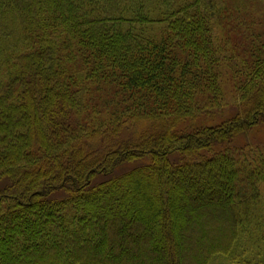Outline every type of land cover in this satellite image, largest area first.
Listing matches in <instances>:
<instances>
[{"label": "trees", "instance_id": "16d2710c", "mask_svg": "<svg viewBox=\"0 0 264 264\" xmlns=\"http://www.w3.org/2000/svg\"><path fill=\"white\" fill-rule=\"evenodd\" d=\"M262 133L264 0H0V264H264Z\"/></svg>", "mask_w": 264, "mask_h": 264}, {"label": "rangeland", "instance_id": "374dc122", "mask_svg": "<svg viewBox=\"0 0 264 264\" xmlns=\"http://www.w3.org/2000/svg\"><path fill=\"white\" fill-rule=\"evenodd\" d=\"M260 136L263 137V138H260ZM257 139H258L257 141L263 140L264 139V133L260 134ZM252 158H253V156H252ZM138 163H136V164H138ZM125 170H127V168H122V170H120L119 172H122V171H125Z\"/></svg>", "mask_w": 264, "mask_h": 264}]
</instances>
